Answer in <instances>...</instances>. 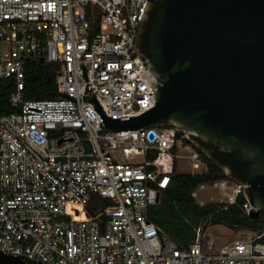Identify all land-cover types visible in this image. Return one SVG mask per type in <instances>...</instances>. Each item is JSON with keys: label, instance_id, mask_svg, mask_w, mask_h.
<instances>
[{"label": "built area", "instance_id": "obj_1", "mask_svg": "<svg viewBox=\"0 0 264 264\" xmlns=\"http://www.w3.org/2000/svg\"><path fill=\"white\" fill-rule=\"evenodd\" d=\"M147 0H0V82L13 78L0 114V249L43 264H264V227L232 242L206 236L209 219L180 245L149 220L151 207L184 161L192 175L205 163L170 126L112 133L107 116H139L155 106L157 79L137 48ZM37 58L55 71V98L25 100V65ZM160 154L150 169L148 155ZM162 157V158H161ZM230 178L201 184L200 207L244 201ZM99 196L109 204L88 218Z\"/></svg>", "mask_w": 264, "mask_h": 264}, {"label": "water", "instance_id": "obj_2", "mask_svg": "<svg viewBox=\"0 0 264 264\" xmlns=\"http://www.w3.org/2000/svg\"><path fill=\"white\" fill-rule=\"evenodd\" d=\"M157 79L155 106L139 116H107L120 133L170 126L230 179L244 185L264 212V0H147L137 48ZM0 264H43L0 249Z\"/></svg>", "mask_w": 264, "mask_h": 264}, {"label": "trees", "instance_id": "obj_3", "mask_svg": "<svg viewBox=\"0 0 264 264\" xmlns=\"http://www.w3.org/2000/svg\"><path fill=\"white\" fill-rule=\"evenodd\" d=\"M16 89L13 78L3 79L0 82V114H9L17 111L11 106L9 98ZM25 100H40L55 98V71L52 67L37 58H29L25 65ZM178 133V136H182ZM185 142L191 143L188 139ZM194 146V145H193ZM195 147V146H194ZM206 164V171L202 174H176L170 186L161 191L160 203L151 207L149 220L169 235L176 243L188 246L195 234V229L201 222L209 219L210 224H223L230 228L243 227L256 230L264 227V212L258 218H252L243 213L239 199L238 204L222 209L214 204L200 207L192 197V193L204 183L214 182L227 178L220 167L209 157L195 147ZM160 154L153 151L148 155L150 169L158 168ZM176 170V168H174ZM109 204L99 196H94L89 204L88 218H98L103 207Z\"/></svg>", "mask_w": 264, "mask_h": 264}, {"label": "rangeland", "instance_id": "obj_4", "mask_svg": "<svg viewBox=\"0 0 264 264\" xmlns=\"http://www.w3.org/2000/svg\"><path fill=\"white\" fill-rule=\"evenodd\" d=\"M162 158V157H161ZM174 168H176L175 173H191L190 167L187 165L184 161H177L175 163ZM206 171V164L204 172ZM215 199L212 201H208V204H217L220 203V197L218 194L215 195ZM250 230L245 229L243 227H236V228H230L223 224H210L209 227L206 229V236H214L218 239H223L227 242H232L233 240L237 238H241L245 235H248Z\"/></svg>", "mask_w": 264, "mask_h": 264}]
</instances>
